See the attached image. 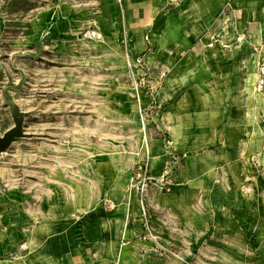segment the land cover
<instances>
[{
  "label": "crops",
  "instance_id": "obj_1",
  "mask_svg": "<svg viewBox=\"0 0 264 264\" xmlns=\"http://www.w3.org/2000/svg\"><path fill=\"white\" fill-rule=\"evenodd\" d=\"M97 10L106 42L130 37V54H145L150 79L161 85L160 110L150 122L161 149L152 155L150 176L161 177L171 161L163 150L168 137L183 160L169 193L152 187L147 194L157 239L142 238L143 207L123 181L116 188L106 182L97 194L103 201L75 220V201L61 199L92 190L80 191L81 178L73 175L51 194L32 189L43 212L57 208L61 231L55 224L35 227L24 251H6L4 241L0 264H177L167 249L202 260L210 244L231 242L250 258H264V149L258 156L254 150L264 139L252 87L264 61V0H99ZM89 13L61 6V46ZM41 35L38 28L35 37Z\"/></svg>",
  "mask_w": 264,
  "mask_h": 264
},
{
  "label": "rangeland",
  "instance_id": "obj_2",
  "mask_svg": "<svg viewBox=\"0 0 264 264\" xmlns=\"http://www.w3.org/2000/svg\"><path fill=\"white\" fill-rule=\"evenodd\" d=\"M98 2L0 0V133L14 127L11 103L22 111L26 133L0 153V247L7 241L6 251L27 250L28 235L41 224H55V233L61 231L57 208L43 212L33 188L51 194L52 189L64 187L61 183L67 185L69 176L80 177V191L92 190L93 194L61 199L63 203L75 201L74 219L78 220L103 201L104 196L100 199L97 194L104 193L106 182L114 183V188L125 182V191L134 192L131 179L137 165L146 158L152 168V155L161 149L157 147L160 137H155L150 123L160 110L157 95L161 85L150 79L146 55L130 54V37H120V44L116 39L108 44L94 37L95 32L101 34ZM61 6L90 11L71 37L64 39L68 42L65 46H61ZM43 19H47L44 25L40 23ZM38 28L43 35L35 37ZM50 30L53 34L47 36ZM145 38L150 44L151 33ZM151 52L149 48L146 54ZM140 66L147 69L143 85ZM262 67L264 61L258 63L259 82L252 87L257 93V122L264 139ZM67 111L76 116L65 115ZM263 149L254 148L257 156ZM158 161L156 157L154 166ZM252 163L262 172L256 158ZM151 228H145L143 239L149 231L155 233ZM207 248L202 260L189 259L173 247L167 251L177 264H264L259 254L250 258L248 250L235 242Z\"/></svg>",
  "mask_w": 264,
  "mask_h": 264
},
{
  "label": "built area",
  "instance_id": "obj_3",
  "mask_svg": "<svg viewBox=\"0 0 264 264\" xmlns=\"http://www.w3.org/2000/svg\"><path fill=\"white\" fill-rule=\"evenodd\" d=\"M240 41V39H238ZM142 73H143V79L140 76L139 81H141V84H145V76L147 69L143 66H140ZM264 70V67H262ZM264 75V73H263ZM140 83L137 82V85L139 86ZM173 140L171 137H168L167 139V153L171 157V161L169 163V167L166 171H164L159 178H152L150 176V168H151V162L148 161V159L143 158V161L141 164L137 165L136 168V174L131 179L132 188L135 189V192L137 193L139 200L143 207V214H144V223L145 227L149 230L152 229L150 218V211L148 207V191L155 187L160 192L169 193L172 190V186L174 184V178L177 174V171L182 167L183 160L179 155H174L173 148L174 144L172 142ZM149 216V217H148ZM147 239L155 241L157 237L153 234V232L149 231V234L146 236ZM172 256V252L168 253Z\"/></svg>",
  "mask_w": 264,
  "mask_h": 264
},
{
  "label": "water",
  "instance_id": "obj_4",
  "mask_svg": "<svg viewBox=\"0 0 264 264\" xmlns=\"http://www.w3.org/2000/svg\"><path fill=\"white\" fill-rule=\"evenodd\" d=\"M14 127L4 134L0 133V153L6 152L20 138L26 136L23 127V113L17 104L11 103Z\"/></svg>",
  "mask_w": 264,
  "mask_h": 264
},
{
  "label": "bare ground",
  "instance_id": "obj_5",
  "mask_svg": "<svg viewBox=\"0 0 264 264\" xmlns=\"http://www.w3.org/2000/svg\"><path fill=\"white\" fill-rule=\"evenodd\" d=\"M93 35H94L95 38H97L99 40H104L105 39L104 36L102 34H100V33L95 32V33H93ZM105 41H106V39H105Z\"/></svg>",
  "mask_w": 264,
  "mask_h": 264
}]
</instances>
